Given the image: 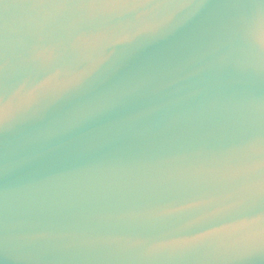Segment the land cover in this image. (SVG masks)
Returning <instances> with one entry per match:
<instances>
[{
	"label": "water",
	"instance_id": "95a60500",
	"mask_svg": "<svg viewBox=\"0 0 264 264\" xmlns=\"http://www.w3.org/2000/svg\"><path fill=\"white\" fill-rule=\"evenodd\" d=\"M0 264H264V0H0Z\"/></svg>",
	"mask_w": 264,
	"mask_h": 264
}]
</instances>
